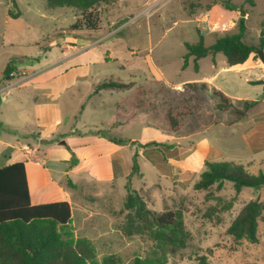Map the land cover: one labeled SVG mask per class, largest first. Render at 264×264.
<instances>
[{"label": "rangeland", "instance_id": "1", "mask_svg": "<svg viewBox=\"0 0 264 264\" xmlns=\"http://www.w3.org/2000/svg\"><path fill=\"white\" fill-rule=\"evenodd\" d=\"M205 1L213 4L211 17L207 22L197 21L204 13ZM194 3L198 0H117L107 12L104 6L99 8L98 29L77 30L94 37L110 32V44L98 45L104 59L94 67L97 80L135 83L130 91H107L87 101L85 91L73 87L62 99L70 123L79 131L104 129L101 119L116 121L127 112L131 126L121 127L120 133L116 130L113 135L134 140L125 141L130 145L119 154L124 163L116 167L113 179L97 178L94 166L86 163L80 178H74L77 185L73 188L66 176L55 175L54 162H47L53 167L51 174L61 194L69 193L75 235L89 239L99 259L114 254L129 264L136 255L150 251L148 239L128 236L122 230L128 213L124 207L127 194L136 190L152 210L183 212L191 239L187 248L169 256L167 264H264V210L258 222V243L236 242L227 234L248 202L259 199L264 204V188L246 187L237 193L228 181L221 188H194L206 169L205 160L234 161L251 173L264 172V84L250 83L263 80L264 71L230 67L222 53L200 59L198 71L190 57L188 67L182 69L185 43L198 42L199 31L208 46L238 32V27L230 24L233 14L246 18L243 40L258 47L264 28V0H204L196 15L192 14ZM9 12L19 16L10 18ZM79 17L75 9L67 7L48 11L45 0H0V72L10 66L4 63L10 54H19L11 63L19 69L44 61L49 50V59L61 57L57 45L62 41L61 29L73 31L71 26ZM254 59L261 61L258 55ZM58 71L51 70L44 77ZM214 75L206 89L193 91L183 86ZM177 85H182L179 90ZM218 91L237 111L217 107ZM246 101L257 104L235 121ZM12 117L19 132L31 128V114ZM134 158L138 171L133 169Z\"/></svg>", "mask_w": 264, "mask_h": 264}, {"label": "trees", "instance_id": "2", "mask_svg": "<svg viewBox=\"0 0 264 264\" xmlns=\"http://www.w3.org/2000/svg\"><path fill=\"white\" fill-rule=\"evenodd\" d=\"M117 0H45L48 11L58 8H72L79 13V18L71 26L72 30H96L100 26V7L110 5ZM14 5V2H13ZM229 8L228 5H226ZM18 17V14H12ZM245 17L238 21V32L218 38L213 44L206 45L204 36L199 31L196 43H185L187 53L182 69L187 68L189 58H194L195 70L198 60L222 53L230 67L242 65L250 57H256L259 49H264V36L260 37L259 46L249 45L244 40L246 31ZM264 25V22H263ZM13 69H10V75ZM7 76L5 78L10 77ZM254 84H264L255 81ZM133 82L108 80L98 84V90H127ZM193 90L204 89L206 84L186 83ZM221 110L232 108L237 111L229 98L221 91L217 92ZM256 101H246L242 115H247ZM112 139V138H111ZM117 141L116 139H112ZM118 142H122L119 140ZM75 157H73L74 159ZM71 160L74 166L77 162ZM70 162V161H69ZM206 169L195 183L197 190H208L215 186L221 188L226 181L232 182L237 193L243 188H264V172L251 173L242 164L234 161L205 160ZM133 169L139 167L135 158ZM69 184L75 188L76 186ZM128 210L122 230L128 236H142L152 245L145 255H136L129 264H167L170 255L188 247L191 234L186 228L183 212L180 209L152 210L136 190H130L124 204ZM264 204L259 199L248 202L227 228V234L236 242L246 240L258 243V222L262 216ZM203 259V258H202ZM0 264H123L114 255L97 257L92 242L74 233L71 205L66 200L32 204L30 200L25 164L22 161L0 167Z\"/></svg>", "mask_w": 264, "mask_h": 264}, {"label": "crops", "instance_id": "3", "mask_svg": "<svg viewBox=\"0 0 264 264\" xmlns=\"http://www.w3.org/2000/svg\"><path fill=\"white\" fill-rule=\"evenodd\" d=\"M202 1L204 0H198V3L192 5L194 6L192 14L196 15V9L203 5ZM108 6H104V11H108ZM212 6L211 1H205L204 13L201 19L197 18L196 20L209 21L211 17L209 11H211ZM9 17L12 18L10 12ZM240 18L239 14H233L230 24L238 27ZM215 26L216 24H214ZM61 30L62 41L57 44L61 51V57L55 60L49 59V55L52 53L49 50L44 55V61H39L30 68L24 67L21 69L11 65L13 57H18L19 54H10L4 60V63L10 65V69H13V76L10 75L9 78H5L7 76L3 74L4 72H0V167L19 161L24 162L31 203L42 204L66 200L71 205L73 217L69 193L64 192L61 194L56 177L51 172L54 170L55 175L60 176V178L66 176V179H70L76 186L77 182L74 178H80L83 173L81 170L90 164L94 166L97 178L113 179L116 167H120L121 162L124 163V157L119 158V154H123L128 149L129 142L134 139L113 135L116 130L120 133L119 129L121 127L131 126L126 111L123 112V118H118L116 121H113L112 118L101 119V125L105 128L91 129V132L79 131L70 123V117L66 114L62 104V99L69 89L75 87L80 93L85 91V96L82 95L86 101L102 95L103 92L115 91L95 90L98 84L106 81L97 80L98 71L94 67L98 65L100 60L104 59L98 45L110 44L108 39L110 32L102 37H94L92 33ZM24 56L22 55V57ZM213 56L216 57V54ZM107 57L110 59L111 55L107 54ZM23 61L22 59L20 63H23ZM248 66L250 68H260L264 71V65L261 61H255L253 56L246 63L235 67L240 69ZM55 69H59L56 74L44 77L47 72ZM19 71L26 74L22 80H19V83L24 82L21 87L15 88L17 84L4 90L5 86L13 83L11 81L18 77L14 75H19ZM214 77L215 75L209 77L207 81L196 84L201 85L204 83L206 84L204 89H206ZM261 81H264V79ZM254 82L250 80V83L254 84ZM180 86L182 85H177L176 88L178 89ZM134 87L135 83L132 88L121 91H130ZM81 105L84 107V104ZM23 107L26 108L23 109ZM11 109L17 112L13 113ZM30 114L33 122L31 128L26 132H19L15 128L18 122L15 121L12 115L21 119ZM30 140L34 141L30 142ZM119 140L122 142H118ZM73 157H75V160ZM72 159L77 162L74 166L68 164ZM48 160L54 162L56 167L47 166ZM63 190L65 189L63 188Z\"/></svg>", "mask_w": 264, "mask_h": 264}, {"label": "water", "instance_id": "4", "mask_svg": "<svg viewBox=\"0 0 264 264\" xmlns=\"http://www.w3.org/2000/svg\"><path fill=\"white\" fill-rule=\"evenodd\" d=\"M261 36H264V28L262 29ZM258 57L260 58L261 62L264 65V49H259L258 50ZM3 74L5 76H9L10 75V66L7 67V69L4 71Z\"/></svg>", "mask_w": 264, "mask_h": 264}, {"label": "built area", "instance_id": "5", "mask_svg": "<svg viewBox=\"0 0 264 264\" xmlns=\"http://www.w3.org/2000/svg\"><path fill=\"white\" fill-rule=\"evenodd\" d=\"M25 75H26L25 73H20L19 75L15 74L14 76H18V77H19V76H23V77H24ZM11 76H13V74H11ZM21 80H22V79H21ZM19 82H20V81L18 80V81H16V82L9 83L7 86L4 87V90H5V89H9V88H11V87H13V86L19 84Z\"/></svg>", "mask_w": 264, "mask_h": 264}]
</instances>
